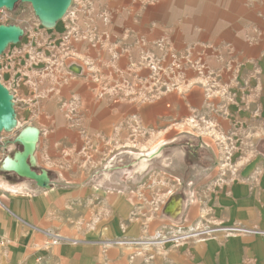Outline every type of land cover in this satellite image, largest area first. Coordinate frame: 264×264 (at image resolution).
I'll return each instance as SVG.
<instances>
[{"label": "crops", "instance_id": "1", "mask_svg": "<svg viewBox=\"0 0 264 264\" xmlns=\"http://www.w3.org/2000/svg\"><path fill=\"white\" fill-rule=\"evenodd\" d=\"M67 19L42 49L41 78L24 70L11 90L41 115L37 166L52 185L0 178V264H219L215 242L107 243L192 227L210 210L234 219L229 210L261 199L264 0H79ZM193 143L216 164L184 171L180 195L168 166L143 172ZM132 173L147 179L125 184ZM196 184L220 189L203 204Z\"/></svg>", "mask_w": 264, "mask_h": 264}, {"label": "rangeland", "instance_id": "2", "mask_svg": "<svg viewBox=\"0 0 264 264\" xmlns=\"http://www.w3.org/2000/svg\"><path fill=\"white\" fill-rule=\"evenodd\" d=\"M78 7L79 0H73L72 8L67 16L61 20L54 29H45L39 23L30 4L18 3L13 11L7 9L0 10V24H16L25 29V35L22 37L21 42L17 45L9 46L0 59V79L10 91L16 89V86L19 83L18 78L24 70H26L24 71L25 73H28L29 71L31 74H35L36 72L37 78H41V69L37 64L42 61V49L47 43H49V38L67 23V18L70 16L72 10ZM21 108L22 107L18 106L15 101L18 126L12 132L3 133L0 136V164L6 156L13 155L22 150V147L14 144L13 141L23 127L28 125L37 127L41 124L40 114L24 112ZM191 146L185 144L172 146L170 148L172 154L176 153L177 157L175 161H173L174 159L170 160L167 165L163 163V160L151 163L150 167L143 172H167L168 170L165 171L163 167L168 166V168L171 169L168 173L174 177L177 184L181 185L175 189L174 194L180 195L184 190V185L191 186V183L188 182L190 172L184 171L189 170L190 168L197 170L202 168L204 173L207 169L211 168V166L214 167L216 164L211 160V155L206 149H201L199 146V148H196L197 152H195L197 154H195L194 149L196 143L191 144ZM179 152L183 153V156L180 158H178L180 155ZM146 167L143 168V170L146 169ZM81 168H84L83 161ZM38 170L41 169L38 168ZM119 173L123 174L122 172ZM8 176L14 175L11 173L0 172L1 179L4 180V178ZM121 176L122 175L116 177V179L119 180ZM121 179L125 184L130 182L133 185H140L144 182L143 180H146L147 178L142 176V173L136 175L132 173L131 175H123ZM221 179L223 180V177L221 176L216 178L217 184L222 183V181H220ZM196 186L195 188L193 187L192 196L196 199L198 193V195H200V203L203 204L206 203L209 198V190L214 191L216 190L215 188H217L218 191L220 189L219 185L204 187L202 189L198 186L196 188ZM170 201H174V199ZM244 204H248V202H244ZM250 206V209L234 208L233 210H229V212L234 211V219H219L218 217V219H216L212 210L208 213H204L196 221L195 226H205L216 230L212 238L172 247L178 248L182 246H193L207 242H215L220 246L219 264H264V194H262L261 199L250 201Z\"/></svg>", "mask_w": 264, "mask_h": 264}, {"label": "water", "instance_id": "3", "mask_svg": "<svg viewBox=\"0 0 264 264\" xmlns=\"http://www.w3.org/2000/svg\"><path fill=\"white\" fill-rule=\"evenodd\" d=\"M18 3L30 4L39 23L45 29H54L63 20L73 5V0H0V10L13 11ZM25 35V29L16 24H0V59L11 45H17ZM70 70L80 74L81 69L71 66ZM18 126L15 100L12 92L0 79V136L10 133ZM41 130L36 126H25L18 133L13 143L22 147L21 151L6 156L0 164V172L11 173L19 178L28 179L40 188L52 185L48 171L38 170L36 149L40 140ZM175 201H170L167 211Z\"/></svg>", "mask_w": 264, "mask_h": 264}, {"label": "built area", "instance_id": "4", "mask_svg": "<svg viewBox=\"0 0 264 264\" xmlns=\"http://www.w3.org/2000/svg\"><path fill=\"white\" fill-rule=\"evenodd\" d=\"M170 202V201H169ZM168 202V204H169ZM167 204V205H168ZM216 230L210 229L205 226H192L184 227L178 225H172L157 230L156 234L151 237H145L140 239H117L108 241L107 245L117 247H129L133 249L143 248H158L171 246H180L190 242L203 241L212 238ZM63 238L54 237L52 244H56Z\"/></svg>", "mask_w": 264, "mask_h": 264}, {"label": "bare ground", "instance_id": "5", "mask_svg": "<svg viewBox=\"0 0 264 264\" xmlns=\"http://www.w3.org/2000/svg\"><path fill=\"white\" fill-rule=\"evenodd\" d=\"M177 211H178V204H176V203L172 204L170 207V212L175 213Z\"/></svg>", "mask_w": 264, "mask_h": 264}]
</instances>
